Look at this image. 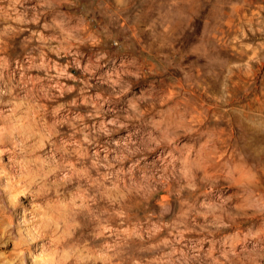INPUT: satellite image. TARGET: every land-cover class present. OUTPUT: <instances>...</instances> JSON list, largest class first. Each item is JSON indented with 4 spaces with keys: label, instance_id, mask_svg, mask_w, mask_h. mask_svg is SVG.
<instances>
[{
    "label": "clouds",
    "instance_id": "obj_1",
    "mask_svg": "<svg viewBox=\"0 0 264 264\" xmlns=\"http://www.w3.org/2000/svg\"><path fill=\"white\" fill-rule=\"evenodd\" d=\"M0 264H264V0H0Z\"/></svg>",
    "mask_w": 264,
    "mask_h": 264
},
{
    "label": "rangeland",
    "instance_id": "obj_2",
    "mask_svg": "<svg viewBox=\"0 0 264 264\" xmlns=\"http://www.w3.org/2000/svg\"><path fill=\"white\" fill-rule=\"evenodd\" d=\"M258 95V94H257Z\"/></svg>",
    "mask_w": 264,
    "mask_h": 264
}]
</instances>
